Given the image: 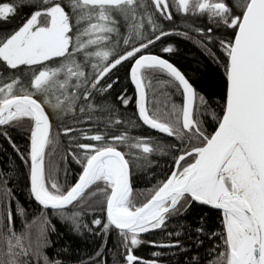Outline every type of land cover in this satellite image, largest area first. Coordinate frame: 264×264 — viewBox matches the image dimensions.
<instances>
[{
	"label": "snow or ice",
	"instance_id": "snow-or-ice-1",
	"mask_svg": "<svg viewBox=\"0 0 264 264\" xmlns=\"http://www.w3.org/2000/svg\"><path fill=\"white\" fill-rule=\"evenodd\" d=\"M175 14L193 23L178 31ZM170 37L222 69L215 94L165 58ZM0 137L12 149L0 146V264H72L70 243L48 255L53 217L100 237L77 264H107L114 231L112 264H264V0H0ZM13 173L38 211L8 187ZM134 173L151 187L134 192ZM206 206L222 211L219 230Z\"/></svg>",
	"mask_w": 264,
	"mask_h": 264
},
{
	"label": "trees",
	"instance_id": "trees-1",
	"mask_svg": "<svg viewBox=\"0 0 264 264\" xmlns=\"http://www.w3.org/2000/svg\"><path fill=\"white\" fill-rule=\"evenodd\" d=\"M3 2H15V0H3ZM28 9L21 10L22 13H26ZM175 26L178 31H182L183 28L181 25L185 23H193V21H185L183 17H179L177 15L174 16ZM20 22V16H17L15 19L11 21V24L14 26ZM196 25L199 26H210L205 19H197L194 21ZM195 39V38H194ZM169 43H173L176 45L178 49L174 55L170 57L168 55L165 58H170V61L174 63L184 74L186 77L190 79V82L193 83V86L196 90L208 97L209 94H215L218 91L217 84L219 83L222 76V69H218L214 64H210L209 61L205 58V56L201 53L199 48L195 45L194 41L190 42L186 39H182L179 37H170L168 38ZM154 52L159 51V45L157 48L153 49ZM126 69H121L119 75L121 78H124ZM125 84L128 85L129 94L132 93V85L125 80ZM151 95V92H150ZM219 95H215V99L219 100ZM179 103V100H177ZM209 131H211V127H209ZM131 134L133 135H141V136H160L159 133L154 132L147 127H140L138 130L133 131ZM13 139L18 142L21 146L24 144L23 133H12ZM0 146L7 149L8 153H12V149L8 146L7 142L0 137ZM14 155V154H13ZM8 162V156L4 152H0V169L7 171L5 167ZM161 164L164 163V160L161 159ZM15 164H19V161L16 160ZM62 168L63 165L61 164ZM70 178L74 177L79 172V166L75 163L70 162L68 164ZM159 171V169L157 170ZM15 176L14 180L9 181L8 187L11 188L14 192L15 197H18L19 203L24 204L26 207H30L32 210H37V205L31 201L28 196L27 190L25 188V179L21 175H17L13 173ZM151 174H141L134 173L133 175V188L134 192H142L145 189L151 187L150 181ZM161 179L163 177H160ZM61 183L63 182V175L60 176ZM154 182V181H152ZM2 195V193H0ZM205 211L208 214L207 224L210 230H219L220 219L222 218V212L210 209L209 207H205ZM49 216H52V213L49 212ZM103 218V217H100ZM90 219V218H89ZM187 220L192 224L193 227L196 226V222L198 217L195 212L188 215ZM51 223L55 225L57 232L60 234L57 237L55 234L51 235V239L58 243L54 244L53 249L48 250V255L51 257L54 251H58L59 248L66 244H71V254H72V264H77V262L81 259L86 260L89 255H92L96 249L101 245L102 241L100 237L90 235L85 233L83 237L74 235L70 231V226L67 223L61 222L58 218L53 217L51 219ZM19 221H17V228H19ZM117 239L115 231L108 237L107 240V249H106V260L107 264H112V255L108 253V250L114 249V241ZM143 239L145 240H158L160 239L159 234H146ZM212 241L205 240L204 247L198 249L199 255L205 260V262L211 259L206 249L211 245ZM159 249H155L148 244L141 245L137 250V255L141 256L143 259H151L152 253ZM175 251V250H174ZM195 254V253H194ZM63 258V257H61ZM178 257H166L161 261V264H171L174 259Z\"/></svg>",
	"mask_w": 264,
	"mask_h": 264
},
{
	"label": "water",
	"instance_id": "water-1",
	"mask_svg": "<svg viewBox=\"0 0 264 264\" xmlns=\"http://www.w3.org/2000/svg\"><path fill=\"white\" fill-rule=\"evenodd\" d=\"M176 66V65H175ZM132 85V84H131ZM132 87L134 88V85H132ZM149 129V128H148ZM151 130V129H150ZM152 131H154V130H152ZM155 132V131H154ZM208 207V206H207ZM215 210V209H214ZM217 211H220V210H217ZM220 212H222V211H220Z\"/></svg>",
	"mask_w": 264,
	"mask_h": 264
},
{
	"label": "rangeland",
	"instance_id": "rangeland-1",
	"mask_svg": "<svg viewBox=\"0 0 264 264\" xmlns=\"http://www.w3.org/2000/svg\"><path fill=\"white\" fill-rule=\"evenodd\" d=\"M175 15H177V16H179V17H182V16H180L179 14H175Z\"/></svg>",
	"mask_w": 264,
	"mask_h": 264
}]
</instances>
